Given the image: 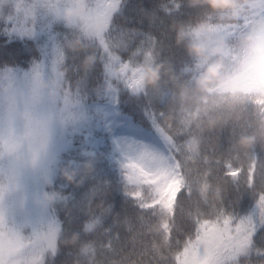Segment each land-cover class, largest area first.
Wrapping results in <instances>:
<instances>
[{
	"label": "snow or ice",
	"instance_id": "1",
	"mask_svg": "<svg viewBox=\"0 0 264 264\" xmlns=\"http://www.w3.org/2000/svg\"><path fill=\"white\" fill-rule=\"evenodd\" d=\"M253 3L262 6L217 34L229 43L245 34L264 16V0ZM73 6L0 0V119L5 105L14 122L33 109L40 78L63 101L44 107L70 117L38 168L7 171L16 191L10 207L0 198V264H264V137L242 155L234 143L237 129L264 118V92L218 89L187 104L142 85L143 66L171 46L169 22L196 23L204 10L186 0H89L83 17L66 23L62 11ZM77 34L85 47L70 52ZM193 114L221 122L206 131ZM85 162L83 186L60 178L61 165ZM44 176L58 193L54 207L37 202ZM72 235L76 243L65 244Z\"/></svg>",
	"mask_w": 264,
	"mask_h": 264
},
{
	"label": "clouds",
	"instance_id": "2",
	"mask_svg": "<svg viewBox=\"0 0 264 264\" xmlns=\"http://www.w3.org/2000/svg\"><path fill=\"white\" fill-rule=\"evenodd\" d=\"M73 7H65L62 11L64 22H70L74 18H82L89 6V0H73ZM191 7H204L208 10L207 19L194 26L185 28L180 26L176 32V44H181L188 39L186 52L193 58L198 68H202L199 75L195 76L192 83L193 91L201 98L216 92L218 89L233 97L241 93V77L245 74L251 76L264 75V16L253 19L248 31L238 36L237 45L227 42L217 34V25L210 23L213 16L219 22H236L254 8H260L259 3L253 0H188ZM86 23V22H84ZM84 47L81 35L68 44V50H80ZM234 49H242L234 51ZM92 57H86L82 66L84 69L91 67ZM164 66L157 64L144 67L142 73V85L144 88L155 87L161 79V69ZM178 78L172 77L175 83ZM5 87L7 85L5 84ZM36 87L38 92L33 99V109L20 110L18 122L9 118L7 105L0 119V168L5 174L0 175V198L6 206L10 205V197L15 193L8 189L9 180L7 171L14 169L22 173L25 169L38 168L43 160L44 150L50 144L56 128L64 121L70 119L67 114L49 111L44 107L46 102H55L63 108V101L58 99L57 91H53L47 79L40 78ZM71 89L65 85L59 90V96H66ZM187 89L181 91V96L186 95ZM200 117L192 116V122L197 123ZM214 121H210V124ZM9 136L14 139L9 141ZM242 148L248 149L255 145L254 136H242L239 141ZM92 164H83L79 170L71 164L61 165L59 176L67 184L76 187L83 186L86 176L91 173ZM43 190L39 194L38 203L54 207L58 203V193L54 190L53 180L43 177ZM77 236L67 238L65 244H75Z\"/></svg>",
	"mask_w": 264,
	"mask_h": 264
},
{
	"label": "trees",
	"instance_id": "3",
	"mask_svg": "<svg viewBox=\"0 0 264 264\" xmlns=\"http://www.w3.org/2000/svg\"><path fill=\"white\" fill-rule=\"evenodd\" d=\"M136 3H139L146 7H151V6H154L155 4H158L159 0H136ZM186 3L188 4V0H186ZM195 8L204 10L205 16L207 17L208 10L206 8L199 7V6ZM205 19L207 18H201L196 23H188V22H183V21L169 22L168 29H169V32L172 34L171 46L169 47V45L166 44L163 47V49L160 50L158 56L155 59V62L145 64L142 69V73H143L144 67L146 66L151 65L152 67H155L157 64H162L164 66L161 69V79L158 82V84L155 87L147 88L150 94L154 93L157 96H160L166 92H172L176 94L178 101H180L181 103L198 104L202 102L203 98H201L199 94L193 91L194 85L192 81L195 76L199 75L198 73L199 70H195L196 68H198L196 66V62L193 60V58L189 57L186 52V45L188 43V39L186 38L184 42L178 45L176 44L175 37H176V32L180 26L189 28ZM211 23L217 25V28H218V27L229 25V24H233L235 22H228V21L219 22L213 16ZM77 35L74 37L73 41L76 39ZM237 38L231 44L237 45ZM68 44L70 43H67L66 47L68 46ZM82 49L69 50V51L79 52ZM173 49L180 50V53H179L180 57H173L171 55V52ZM172 77L178 78L175 83L173 82ZM183 89H187L186 95L184 97L181 96V91ZM254 91L264 92V88L260 90H254ZM242 92H251V91H247L244 88H241V93ZM233 103H236V101H234ZM171 119H172L171 114H169L165 117V122L170 123ZM210 121H214V123L210 124ZM220 122H221V117L219 115H216L214 118H211V119H201L200 118L198 125L203 124L205 130L209 131V130L215 129L216 126ZM193 124L197 125V123H194V122ZM242 136H254L256 139V143H257V137H264V118L256 121L253 129H248V128L237 129L234 143H235V148L239 151L240 155H242L245 151L250 149V148L248 149L242 148L239 145L238 141ZM225 147H227L226 143H225ZM68 164H71V163H68ZM61 259H63V257Z\"/></svg>",
	"mask_w": 264,
	"mask_h": 264
},
{
	"label": "rangeland",
	"instance_id": "4",
	"mask_svg": "<svg viewBox=\"0 0 264 264\" xmlns=\"http://www.w3.org/2000/svg\"><path fill=\"white\" fill-rule=\"evenodd\" d=\"M257 80H263L264 81V75H260V76H243L241 78V83L249 86L251 85L253 82L257 81Z\"/></svg>",
	"mask_w": 264,
	"mask_h": 264
}]
</instances>
